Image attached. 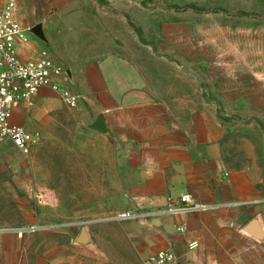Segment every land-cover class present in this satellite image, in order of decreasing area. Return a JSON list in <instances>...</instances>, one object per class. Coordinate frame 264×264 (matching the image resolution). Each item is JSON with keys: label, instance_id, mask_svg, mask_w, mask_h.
I'll return each mask as SVG.
<instances>
[{"label": "rangeland", "instance_id": "rangeland-1", "mask_svg": "<svg viewBox=\"0 0 264 264\" xmlns=\"http://www.w3.org/2000/svg\"><path fill=\"white\" fill-rule=\"evenodd\" d=\"M16 2L28 33L45 27L48 42L30 33L29 44H41L65 67L89 47L90 58H102L136 46L160 70L174 67L170 85L199 94L192 107H206L219 123L225 167L253 186L244 210L248 222L256 217L264 206V0ZM183 64L205 84L193 76L189 84L176 81L185 77ZM31 133L38 142L29 155L0 146V264H145L163 250L152 225L160 214L135 204L133 150L92 130L83 108L64 104L45 130ZM128 212L140 217L118 219ZM83 230L88 244L77 241ZM19 231L21 253L11 255L18 244L6 237Z\"/></svg>", "mask_w": 264, "mask_h": 264}, {"label": "crops", "instance_id": "crops-1", "mask_svg": "<svg viewBox=\"0 0 264 264\" xmlns=\"http://www.w3.org/2000/svg\"><path fill=\"white\" fill-rule=\"evenodd\" d=\"M42 49L34 42L21 46L20 52L26 58ZM86 53L69 67L55 59L71 71L69 87L83 97L80 108L90 125L103 116L108 132L102 134L115 138L120 148L133 150L128 157L140 182L134 187L135 204L160 214L152 225L163 239L161 251L173 250L188 264H264V238L245 230L249 222L244 207L253 202L254 188L227 172L219 123L206 107H192V97L198 101L200 95L176 91L170 85L175 68L160 70L152 56L144 58L140 47L102 58H90V47ZM184 66L189 67L180 65L179 72L185 77L176 81L189 84L191 75L181 71ZM62 106L55 92L44 89L33 109L14 111L11 123L29 132L45 130L47 117ZM188 193L212 208L195 214L167 213L170 198ZM255 218L264 231V206ZM182 225L186 233L178 231ZM10 239L18 244L11 252L17 256L23 236L12 233L6 237ZM193 242L198 248L190 250Z\"/></svg>", "mask_w": 264, "mask_h": 264}, {"label": "built area", "instance_id": "built-area-1", "mask_svg": "<svg viewBox=\"0 0 264 264\" xmlns=\"http://www.w3.org/2000/svg\"><path fill=\"white\" fill-rule=\"evenodd\" d=\"M21 11L16 0H0V146L10 144L22 154L29 155L38 142V137L23 127L11 123L14 111L33 109L36 99L44 89L55 92L69 109L81 107L83 97L70 87L67 70L57 63L53 53L42 49L32 57H22L21 46L30 43V33L21 20ZM210 204L200 203L188 193L177 199L170 198L167 213L195 214L208 211ZM132 212L118 216V219H136ZM187 226L178 227L181 233ZM20 236L24 232L19 231ZM190 250L198 243L189 245ZM179 258L173 250L157 252L145 260V264H178Z\"/></svg>", "mask_w": 264, "mask_h": 264}, {"label": "water", "instance_id": "water-1", "mask_svg": "<svg viewBox=\"0 0 264 264\" xmlns=\"http://www.w3.org/2000/svg\"><path fill=\"white\" fill-rule=\"evenodd\" d=\"M30 33L37 38L38 40L47 43L48 39L45 33V27L43 23H40L38 25H36L35 27H33L30 31ZM181 71L189 74L191 76H193L194 78H196L199 82L205 84V80L202 78V76L193 68L190 67H182ZM67 75L70 79V81H72V73L70 70H67ZM90 128L96 132L99 133H107L108 132V128L104 122V118L103 116H99L97 118V120L90 125ZM154 224L158 223V220H155V222H153ZM246 232H248L249 234L253 235L255 238L258 239H262L264 238V231L262 229V226L260 224V221L258 218L253 219L252 221H250L247 226L245 227ZM77 241L79 243L82 244H88L90 241V238L87 234L86 231H82L81 234L79 235V237L77 238Z\"/></svg>", "mask_w": 264, "mask_h": 264}]
</instances>
